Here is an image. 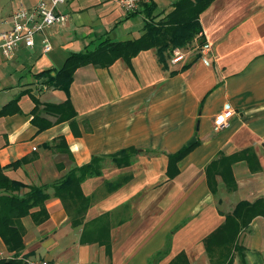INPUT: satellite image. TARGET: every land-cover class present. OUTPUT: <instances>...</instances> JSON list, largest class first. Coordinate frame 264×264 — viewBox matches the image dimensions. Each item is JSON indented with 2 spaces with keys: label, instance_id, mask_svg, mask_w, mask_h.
Returning a JSON list of instances; mask_svg holds the SVG:
<instances>
[{
  "label": "crops",
  "instance_id": "0c3cea01",
  "mask_svg": "<svg viewBox=\"0 0 264 264\" xmlns=\"http://www.w3.org/2000/svg\"><path fill=\"white\" fill-rule=\"evenodd\" d=\"M40 1L0 0V32L15 10ZM178 1L144 4L158 20ZM59 10L66 20L35 35L32 48L20 46L9 59L0 52V170L25 185H51L93 157L105 160L101 174L80 186L90 199L82 224L73 226L51 196L44 223L22 218L19 257L55 264H213L204 239L238 203L264 199V0L213 1L199 16L200 37L211 49L206 57L189 54L173 65L171 56L159 62L152 49L130 63L85 65L75 70L68 94L47 83L69 55L93 51L105 39L136 40L147 19L143 8L130 14L119 0H65ZM68 98L73 120L39 130L36 105ZM225 104L234 114L215 129ZM43 120L55 117L41 113L37 121ZM184 147L189 150L171 166L168 156ZM127 149L135 151L127 165L107 158ZM235 245L240 250L226 263L264 264V217L253 218ZM11 257L0 240V258Z\"/></svg>",
  "mask_w": 264,
  "mask_h": 264
},
{
  "label": "trees",
  "instance_id": "16d2710c",
  "mask_svg": "<svg viewBox=\"0 0 264 264\" xmlns=\"http://www.w3.org/2000/svg\"><path fill=\"white\" fill-rule=\"evenodd\" d=\"M213 1L215 0H180L175 3L172 12L158 20L152 17L153 7L143 3L140 8H143L147 20L144 22L142 36L125 42L105 39L99 42L93 51L69 55L62 68L49 79L47 84L68 94L77 68L89 64L106 67L118 58L130 63L131 59L140 52L152 49L156 51L159 62L163 63L175 49L194 43V39L201 35L199 16ZM137 12L139 11L133 13ZM199 39L202 45L203 40L200 36ZM33 112V122L39 130L46 129L55 123L71 121L75 117L69 98L58 105L45 104L40 108L37 104ZM3 113H5L3 110L0 111V114ZM41 113L55 117V121L38 122ZM58 143H62V140ZM188 150L189 148L184 147L178 153L169 155V164L173 166ZM134 153L133 149H127L107 158L118 166H124L130 163ZM104 160L105 158L93 157L89 163L71 168L61 181L51 185H25L10 180L0 170V240L7 252L12 253L11 258H0V264H25L19 257L24 248V229L21 220L30 216L36 225L44 223L48 219L44 203L51 196L60 200L73 226L81 225L89 208L90 199L82 195L80 186L84 180L101 174ZM121 185L118 184L109 189L113 191ZM257 216L264 217V199H259L252 204L241 202L236 205L233 212L226 216L223 225L203 241L205 252L211 263L225 264L233 249L236 252L240 250L235 245L236 238L240 231ZM226 264L231 263L229 261Z\"/></svg>",
  "mask_w": 264,
  "mask_h": 264
},
{
  "label": "built area",
  "instance_id": "2783aa9c",
  "mask_svg": "<svg viewBox=\"0 0 264 264\" xmlns=\"http://www.w3.org/2000/svg\"><path fill=\"white\" fill-rule=\"evenodd\" d=\"M146 0H119L120 5L128 13L138 11ZM65 0H41L36 7L32 9L19 8L14 11L10 17V27L0 32V52L6 58H12L14 52L20 47L32 48L34 45V36L42 33L46 29L57 23L66 20L59 9L64 5ZM198 47V46H197ZM51 45L47 40H43V52L48 53ZM200 57H206L211 49L208 43H203L197 48ZM189 53L175 49L170 57V63L175 65L185 61ZM234 114V110L229 104L223 106L222 111L213 119L215 129H221L228 125L229 120ZM25 264H55L42 259H30L20 257ZM77 264V263H68Z\"/></svg>",
  "mask_w": 264,
  "mask_h": 264
},
{
  "label": "rangeland",
  "instance_id": "374dc122",
  "mask_svg": "<svg viewBox=\"0 0 264 264\" xmlns=\"http://www.w3.org/2000/svg\"><path fill=\"white\" fill-rule=\"evenodd\" d=\"M200 36V35H199ZM199 36L196 37L194 39V43L190 44V45H187L183 48H179L182 52H185V53H189V54H192L193 55H196L198 52H197V48L200 47L201 43H200V39H199ZM198 46V47H197ZM172 56V54H171ZM187 56H190V55H187Z\"/></svg>",
  "mask_w": 264,
  "mask_h": 264
},
{
  "label": "water",
  "instance_id": "95a60500",
  "mask_svg": "<svg viewBox=\"0 0 264 264\" xmlns=\"http://www.w3.org/2000/svg\"><path fill=\"white\" fill-rule=\"evenodd\" d=\"M195 142V138H192L188 143L187 146L190 147Z\"/></svg>",
  "mask_w": 264,
  "mask_h": 264
}]
</instances>
